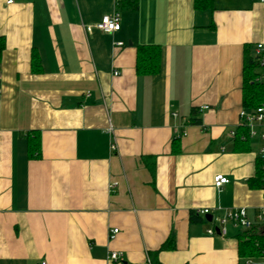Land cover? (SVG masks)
Wrapping results in <instances>:
<instances>
[{
	"label": "crops",
	"instance_id": "1",
	"mask_svg": "<svg viewBox=\"0 0 264 264\" xmlns=\"http://www.w3.org/2000/svg\"><path fill=\"white\" fill-rule=\"evenodd\" d=\"M114 11L120 30L86 31ZM0 36V264L261 256L240 255L246 231L208 229L228 209L255 218L264 206L253 181L264 138L231 136L244 108L245 49L255 55L264 43V1L0 0ZM141 44L160 47L158 73H137ZM218 174L229 178L220 189ZM114 251L124 260H111Z\"/></svg>",
	"mask_w": 264,
	"mask_h": 264
},
{
	"label": "trees",
	"instance_id": "2",
	"mask_svg": "<svg viewBox=\"0 0 264 264\" xmlns=\"http://www.w3.org/2000/svg\"><path fill=\"white\" fill-rule=\"evenodd\" d=\"M118 6L122 5V0L118 1ZM137 1L134 2V8H137ZM195 7L200 9H207L213 7V0H195ZM5 48V38L0 36V63L2 53ZM160 58L161 50L158 45L155 44H141L137 46V59H136V71L139 75H154L160 70ZM33 67L39 65L38 56L33 53L32 55ZM260 66L257 60L256 54L253 55L248 47L245 49L244 65H243V105L245 109L254 111L259 106L264 105V78L259 79ZM197 121V119H195ZM243 131V132H240ZM245 136V138L243 137ZM237 143H248L249 128L245 124H241L240 128L236 130V136L234 137ZM27 140L29 143V155L31 157H38L40 154V142L39 138L33 133L27 134ZM264 157L258 155L257 159V173L255 181L258 186H262L264 183ZM240 239L239 252L242 257L258 256L264 246V232L252 228L245 232ZM153 264H160L154 259Z\"/></svg>",
	"mask_w": 264,
	"mask_h": 264
},
{
	"label": "built area",
	"instance_id": "3",
	"mask_svg": "<svg viewBox=\"0 0 264 264\" xmlns=\"http://www.w3.org/2000/svg\"><path fill=\"white\" fill-rule=\"evenodd\" d=\"M118 3L119 0H115ZM264 1V0H260ZM8 4L14 2V0H6ZM96 28L105 33L116 32L121 29V16L118 11H114L111 14L103 15L98 23L95 25L86 26V31L89 34H92L93 29ZM123 43H119L122 45ZM256 56L260 66V75L259 79L264 78V43H258L256 45ZM119 74V71H115V75ZM240 121L241 124H245L249 128V136L253 137L259 135L261 138H264V105L259 106L254 111L243 108L240 111ZM112 130V127H110ZM231 136H236V130L231 131ZM245 138V136H243ZM111 149H116V144H111ZM260 155L264 157V148L261 149ZM264 167V165H263ZM229 182V178L226 175L218 174L214 178L215 186L220 189L222 185ZM264 190V183L262 185ZM196 213L202 215H208L210 213L209 208L197 209ZM217 226L211 227L208 229V233L211 235L216 234L217 232L221 235L228 234V224H232L237 228H240L244 231L252 229L257 223L263 225L264 232V206L259 208L256 217L251 218L248 214V211L245 207H237L228 209L224 212L223 215L217 217ZM118 228H113L110 231V238H114L118 233ZM109 258L113 261L121 262L123 261L122 254L119 252H111ZM45 264V263H44ZM247 264H264V246L261 251V256L256 260L253 258L248 259Z\"/></svg>",
	"mask_w": 264,
	"mask_h": 264
},
{
	"label": "water",
	"instance_id": "4",
	"mask_svg": "<svg viewBox=\"0 0 264 264\" xmlns=\"http://www.w3.org/2000/svg\"><path fill=\"white\" fill-rule=\"evenodd\" d=\"M207 218H208V220H211L212 217L210 215H208Z\"/></svg>",
	"mask_w": 264,
	"mask_h": 264
}]
</instances>
